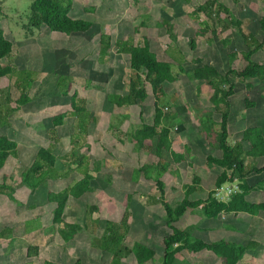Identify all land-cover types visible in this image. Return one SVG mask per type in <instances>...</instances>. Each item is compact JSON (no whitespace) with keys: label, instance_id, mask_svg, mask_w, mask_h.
I'll return each instance as SVG.
<instances>
[{"label":"rangeland","instance_id":"1","mask_svg":"<svg viewBox=\"0 0 264 264\" xmlns=\"http://www.w3.org/2000/svg\"><path fill=\"white\" fill-rule=\"evenodd\" d=\"M204 1L75 0L72 15L98 22L101 31L110 35L113 44L117 38H132L134 44L142 43V34L147 31L152 50L160 59L174 62L175 71H177L175 61H178L182 63L185 71L191 72V68L199 66L193 61L195 58H202L204 63L215 66L222 74L229 68L241 69L246 63L242 52L250 48L254 38L257 41L262 40L263 32L258 20L264 15V0H219L230 11L229 13L222 11L219 16L227 18L228 21L230 15L240 19L239 27L242 34L247 37L246 40L239 34L238 26L231 24L226 27L218 21L214 25L216 35L210 31L212 22L209 21L207 27L210 30L208 29L201 36L196 35L194 32L202 28L201 21L205 16L202 12L197 14V18L188 14ZM30 2L31 0H15L8 4L13 8L11 11H6L7 13L4 12L5 10L0 11V28L14 46L11 57L3 58L0 62L22 69L27 82V71L29 69L37 71V73L34 71L29 73L30 79H34L27 90L31 100L17 111L11 110L19 95L18 88L14 86L15 77L11 80L8 76L0 77V121L8 122V125L0 127V130L1 133L11 136L18 142L17 155L9 158L5 171L11 172L15 181L19 182L21 171L32 160L36 150L40 146L49 147L56 155V169L59 176L48 179L46 184L49 189L59 191L80 179L83 175L80 170L85 171L84 167L77 168L76 163L71 161L74 158L71 156V151L74 149L86 155V170L94 175L91 181L94 192L84 199L69 198L63 214L64 219L82 226L86 222L88 227L80 231L73 241L65 243L57 232V224L48 225L51 205H35V209L30 211L33 220L28 222L26 219L23 220L26 216L20 214L26 208V204L24 207L22 202L26 203L27 193L18 191L17 208L21 217H18L17 230L18 233H22L23 228L27 227L31 237L29 236L28 241L25 235L18 237L15 243L19 249L15 250L12 257L9 255L10 251L0 248V264H43V260L46 259L63 264H74L76 261L81 264H111V254L101 251L95 242L102 234L106 220L118 222L127 210L130 225L121 245L127 248H130L136 240H149L156 244L160 238V230L168 232L163 222L164 210L155 200L159 191L154 182L145 179L133 182L130 179L134 168L157 160L147 148L137 149L129 135V132L139 127L142 121L151 122L154 112L152 92L149 84L145 82L148 95L141 105L133 104L121 109L116 108L108 101V94L114 92L122 94L127 91L130 77L128 55L117 53L111 48L110 54L106 55L105 61L101 63L97 59L98 35L87 39L84 36H66L51 32L44 26L31 28L28 22ZM92 7H95V10H90ZM162 19H167L173 25L172 34L175 38L169 37L166 27L158 24ZM142 21L143 31L138 34L133 32L134 26L140 25ZM192 35H196L195 48L189 46V36ZM223 38L228 39L225 45L221 43ZM170 56L176 60L174 61ZM252 59L264 64V47L254 53ZM61 74L75 78L68 96H61L56 86ZM229 78L235 84V88L234 94L229 97L233 112L229 118L228 140L229 143L234 144L239 139V132L253 125L251 122L258 125L262 122L257 110L253 109L250 112L244 98H249L257 107H262L264 110V97L262 98L264 83L257 79L242 80L232 74H229ZM87 80H91V85L83 86L85 85L83 82ZM246 82L251 86H246ZM224 87H228V84ZM19 89L21 92V87ZM164 90L166 95L160 104L163 111L175 112L185 122L181 131H178L177 124L171 127L172 149L175 152H182L185 160L178 164V169L173 166L161 177L165 183L166 198L173 203L179 200L183 196L184 184L190 183L194 175L200 176L202 182L201 191L195 192L193 196L204 197L210 189L208 186L213 183V177L219 172L218 167L206 166V155L221 154L218 149L209 147L198 136L197 116L210 108L209 97L212 89L207 84L181 73L176 80L165 82ZM73 92L84 100L83 105L89 112L86 129L78 130L75 116L67 115L63 125L56 127L52 132L50 128L53 114L70 110L69 96ZM185 117L188 119L186 120ZM214 118L219 120L216 112ZM208 138L213 141V130ZM242 145L245 149L249 146L245 141ZM95 161L101 163L98 171L94 170ZM190 161L191 166L187 165ZM245 162L247 165L256 164V166L263 163L262 159L253 162L252 159L246 160V158ZM255 180L254 177H249L250 182ZM229 184L233 183L225 185ZM45 193V189L38 187L35 190V197L29 196L28 204L33 199L35 202L38 199L41 202L45 201ZM128 194L129 199H127ZM263 197L260 191L255 192V198ZM87 201L97 202L99 210L93 212L92 218L88 215L84 219L83 212ZM192 211L188 217L186 216L187 218L185 217L186 220L183 219L182 227L187 224L201 228L209 226V221L200 219L199 211ZM95 218L98 219L100 227L92 222ZM249 218L246 216L238 225L242 229L246 223H249L255 228L254 233L243 231L244 241L247 238L257 237L261 238V244L264 246V215ZM234 219L233 216L220 215L210 224L213 227L219 226L224 222H235ZM43 222L46 227L43 226ZM27 230L25 232L28 233ZM238 234H235L234 241L240 238L237 237ZM223 237L227 238V236ZM250 252L251 255L249 252L245 253L243 259L239 261L240 264H264L262 247L258 246ZM119 262V264H136L131 254L123 257ZM178 264L222 263L211 251L203 250L196 253L183 251L179 256Z\"/></svg>","mask_w":264,"mask_h":264},{"label":"trees","instance_id":"2","mask_svg":"<svg viewBox=\"0 0 264 264\" xmlns=\"http://www.w3.org/2000/svg\"><path fill=\"white\" fill-rule=\"evenodd\" d=\"M71 10L72 0H31L28 16L29 26L31 28L44 26L51 32L66 36H84L87 39L98 35L99 51L97 59L101 63L105 61L104 57L110 54L111 48H114L117 53L127 54L129 59L128 68L130 69L128 89L122 94L118 92L108 94V101L116 108L121 109L133 104L141 105L148 95L146 84H149L154 107L152 120L150 123L142 121L139 127L129 132V135L137 149L147 148L157 160L142 164L136 169L134 168L130 179L133 182L139 179L154 182L159 191V195L155 200L160 203L164 210L163 222L168 228V232L160 230V238L156 244L149 240H136L130 248L121 246L130 225L126 210L124 216L118 222L106 220L102 228V234L98 239H94L97 247L101 251L111 254V264H119V261L129 254L133 256L136 264H178V257L183 251L196 253L203 250L211 251L222 264H238L244 254L251 249V246L254 247L256 245V242H240L228 239L212 240L209 236L208 228L196 227L194 224H187V226L182 227L181 223L186 216L188 217L193 212L192 210L199 211L200 219L204 218L206 220L217 218L220 214L236 215L238 213H247L251 216H256L260 212H264V197L258 201H252L248 197L253 191H260L264 195V110L262 107H257L254 101L245 97L244 101L247 108L250 112L253 109L257 110L258 116L262 117V122L259 125L251 122L253 125L245 127L239 132V140L234 144L229 143L228 140L229 118L233 112L232 102L229 97L234 94L235 88V84L230 80L229 74L242 80L257 79L264 83V64L252 59V55L264 47V15L258 20L259 27L263 32L262 40L257 41L254 38V43L251 42L250 48L242 52V57L246 61L245 65L241 69L229 68L222 74L215 66L204 63L202 58H195L193 61L199 66L194 67L190 70L191 72H187L181 62L178 63L173 56H170L176 62L177 71H175L174 62L160 59L155 51L152 50L147 31L142 34V43L134 44L132 38H117L113 44L110 35L101 31L102 29L98 22L95 23L94 20L83 16H73ZM222 11L225 13L230 12L224 3L219 0H205L198 4L188 16L197 18V14L202 12L205 19L201 21L203 23L202 30L198 29L194 33L201 36L205 31H208L207 24L212 22V29L209 30L216 35L214 25L218 21L222 22L226 27L231 24L238 26L239 34L246 40L247 37L242 34L239 27L241 20L230 15V21H228L227 18L219 16ZM143 24L142 21L140 25L134 26L133 32L137 34L142 32L143 29L141 27L144 26ZM158 24L166 27L169 37L175 38L172 34L173 25H171L170 21L162 19ZM199 25L201 26L200 23ZM196 35L189 36V46L192 48H195V43L197 42ZM221 40L223 45L228 41L225 38ZM13 47V43L5 37L3 29L0 28V59L10 58ZM30 71L34 70L29 69L27 71V82L22 69L14 68L9 64L0 65V77L8 76L10 80L15 77L14 86L16 89L18 88L19 95L15 100V105L12 107L14 110L19 109L31 100L27 92L34 82V79L31 80L29 77ZM34 73H37V71H34ZM181 73H185V75L198 80V82L207 84L212 89L209 97L210 108L197 116L199 119L198 136L209 147L218 149L221 154L220 156H214L210 153L206 155V166L208 168L218 167L219 169L218 174L213 177V183L208 186L210 189L207 191L206 196L198 198L193 196L195 192L201 191L200 183L202 182L200 176L194 175L190 183L184 184L183 196L173 203L166 198L165 183L161 177L173 166L178 169V164L185 160L182 152L173 151L170 137L171 127L177 124L178 131H181L185 122L178 117L177 113H166L163 111L160 104L166 95L164 83L176 80ZM74 79L68 74L59 75L56 86L61 96H68ZM83 83H85L83 86H89L91 85V80ZM225 84H228V87L225 88ZM245 85L251 86L247 82ZM19 87L22 89L21 92ZM83 104L84 100L77 97L76 92H73L69 96L70 110L53 114L50 130L54 132L56 127L64 123L67 115H74L78 130L84 131L89 121V112ZM214 112L219 115V120L214 118ZM252 115L254 116V114ZM252 115L250 116L252 117ZM185 119L187 120L188 117H185ZM5 122L0 121V125ZM212 130L214 134L213 141L208 138ZM119 139L124 142L121 138ZM244 141L249 142V149L246 151L243 150L242 142ZM17 145L15 140L9 139L5 135H0V177H2L0 193L14 201L16 200L14 196L15 189L7 182L11 178L6 173H2V169L8 156L16 154ZM71 156L74 157L71 161L76 163V167H84L85 171L80 170L83 172L82 177L59 191L49 189L46 184L48 179L59 176L55 166L56 155L49 147L40 146L31 163L24 167L20 173V184L28 186L30 189L47 186L46 204L51 205V216L48 225L57 224V232L65 243L73 241L80 231L88 227L86 222L82 226L78 223L67 222L64 219L63 214L69 198L84 199L88 194L94 192V187L91 184L94 175L86 170V155L72 149ZM248 157L251 159L263 157V163L260 166L247 165L245 158ZM100 164L99 161H95V171L101 168ZM187 165L191 166V161ZM249 177H254L256 180L250 182ZM234 181L237 182L239 190L231 194L227 201L218 200L215 196V188ZM129 194L127 199L130 198ZM98 210L97 202L88 203L87 201L83 218L85 219L88 215L92 218L93 212ZM92 222L95 226H99L97 218L92 219ZM43 226H46L44 222ZM157 255H159V259H157ZM43 264L63 263L46 259L43 260ZM74 264L81 263L76 261Z\"/></svg>","mask_w":264,"mask_h":264},{"label":"crops","instance_id":"3","mask_svg":"<svg viewBox=\"0 0 264 264\" xmlns=\"http://www.w3.org/2000/svg\"><path fill=\"white\" fill-rule=\"evenodd\" d=\"M13 1H15V0H0V11L1 10H5L4 12L11 11L13 8H10L8 6V4L9 3H12ZM74 1L75 0H72V7L74 5ZM12 7H13V5H12ZM94 8L95 7H92V8H90V10H95ZM71 12H72V10H71ZM8 14L11 15L10 12H8ZM4 35H5V33H4ZM0 65L4 66L5 64H2L0 62ZM193 68H191V70ZM12 107H11V110L12 111H17L18 110V109L14 110V109H12ZM5 121L6 122L3 125H0V127H3V126L8 125L7 120H5ZM1 132H2V130H0V135H5L9 139L15 140V139L11 138V136H9L7 134H4V133H1ZM15 141L17 142V140H15ZM245 142H247V141H245ZM247 143L249 145V142H247ZM17 144H18V142H17ZM17 148H18V145H17ZM17 148H16V154H14V155L11 154V155L8 156V158L6 160V163H5V165H4L3 169H2V173H6L11 178V180L9 179L10 181L8 180L7 182L12 186V188L15 189L14 196H15L16 200L15 201L14 200H10V199H8V197L6 195H4L3 193H0V248L10 251L9 255L11 257L15 253V250H18L19 249V246L15 243L16 240L18 239V237L21 236V235H25L26 240L28 241V238L31 235V233L29 234V231L27 230L28 229L27 227L26 228H23L24 230H22V233H18V230H17V227H18V217L20 215L23 216V217L26 216L23 219V220L26 219V222H28L29 220H33V216L30 215V211L35 209V205L38 206V205H45L46 204V200L43 201V202H41L40 199L36 200L37 202H35V200L33 199V201L30 204H28V198H29V196H34L35 195V190L37 188L36 189H30L28 186H25L23 184H20V181L19 182L18 181L16 182L15 179H14V177L11 175L12 173L11 172H8V171H5L6 168H7V166H8V164H9V158L17 155ZM248 149H249V146L246 149L243 147V150H245V151L248 150ZM33 158H32V160H33ZM257 159H262V161H263V157H257L255 159H252V161L255 162ZM246 160H251V158L248 157V158H246ZM31 161L28 164H26L24 167L28 166L31 163ZM246 164H247V162H246ZM254 165H256V164H254ZM55 166H56V164H55ZM1 182H2V177H0V183ZM46 187L47 186H43L42 189H45V191H47ZM18 191H23L24 193H27L26 203L25 202H22V203H24V205H23L24 207H25V204H26V208H25V210H22V213L20 215H18L19 208H17V203H18L17 202L18 201L17 195L19 193ZM253 192L250 193L248 197L252 201H258V200H260V198H255V192H258V191H253ZM45 197H46V193H45ZM220 215H228V216H231V217L233 216L235 218L234 219L235 222H229V223L228 222H224V223L220 224L219 226H214L213 227L212 224H210V223L212 221L218 219L220 217ZM220 215L217 218H214V219H207V220L204 219L203 220V221H206V222L209 221V224H208L209 226H207L206 228L209 229V236H210V238L212 240H218V239H226L227 240L228 239V240H233L234 241L235 234L239 233L237 235L238 238L240 237L238 239V241H240V242H250V241L256 242V245L254 247L251 246V249L247 251V252L250 253V255L252 254L250 251L255 250V248H257L258 246L259 247H262L264 249V246L261 244V238L259 239L257 237H253V238L251 237L250 239L247 238V240L244 241L243 231H247V232L250 231V232H253L254 233V230H253V229H255L254 227L250 226L249 223H246V226H244V228H242V229L240 227H238L240 221L243 220L246 216H249L250 218L259 217L260 215H264V212H260L256 216H251V215H249L247 213H238L236 215H232V214H220ZM217 227H219V228H217ZM25 229L28 231V233L25 232L26 231ZM230 229H232V230L234 229V230L231 232V231H229ZM229 232H230V234H229ZM213 233L215 235H212ZM223 236H227V238H224ZM26 251H27V249H26ZM27 255H28V253H27ZM178 260H179V257H178ZM238 264H240V262Z\"/></svg>","mask_w":264,"mask_h":264},{"label":"built area","instance_id":"4","mask_svg":"<svg viewBox=\"0 0 264 264\" xmlns=\"http://www.w3.org/2000/svg\"><path fill=\"white\" fill-rule=\"evenodd\" d=\"M164 109H167V107H164ZM233 184L229 185H223L222 187L215 188V196L220 201H227L228 198L231 196V194L237 192L239 190V187L237 185V182H230Z\"/></svg>","mask_w":264,"mask_h":264}]
</instances>
